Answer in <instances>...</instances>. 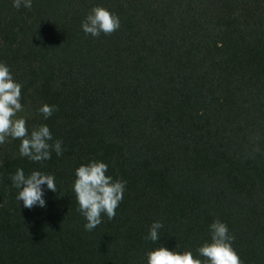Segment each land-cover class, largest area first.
<instances>
[{
	"label": "trees",
	"instance_id": "trees-1",
	"mask_svg": "<svg viewBox=\"0 0 264 264\" xmlns=\"http://www.w3.org/2000/svg\"><path fill=\"white\" fill-rule=\"evenodd\" d=\"M94 5L119 29L86 36ZM0 61L26 126L47 124L63 148L33 163L19 140L0 145V264H143L160 245L196 256L213 219L242 264H264V0H0ZM41 104L57 111L44 120ZM89 160L126 182L116 216L90 232L71 187ZM17 168L55 176L45 208L17 202Z\"/></svg>",
	"mask_w": 264,
	"mask_h": 264
},
{
	"label": "clouds",
	"instance_id": "clouds-1",
	"mask_svg": "<svg viewBox=\"0 0 264 264\" xmlns=\"http://www.w3.org/2000/svg\"><path fill=\"white\" fill-rule=\"evenodd\" d=\"M33 0H12L16 10L31 9ZM82 32L93 38L111 34L120 27L119 17L101 5H94L85 14L80 23ZM22 85L14 80L9 66L0 61V145L10 140H19L18 155L33 163L48 161L54 152L57 157L63 153L62 141L53 139L47 124H38L29 129L27 119L18 116L24 111L21 103ZM37 113L44 120L49 119L56 105L41 104ZM108 165L100 160H89L73 171L72 192L77 204V211L84 218L85 231H92L102 223V217L112 220L116 209L123 200L126 182L106 175ZM11 185L16 189L15 199L22 206L31 210L33 207H46L45 191L57 192L53 174L33 169L25 174L17 168L10 175ZM163 224L153 221L145 239L154 244L159 240V231ZM209 238L196 249V256L191 250L174 251L163 245L147 249L143 264H242L232 247L235 237L229 233L228 226L219 219H213L208 225Z\"/></svg>",
	"mask_w": 264,
	"mask_h": 264
},
{
	"label": "rangeland",
	"instance_id": "rangeland-1",
	"mask_svg": "<svg viewBox=\"0 0 264 264\" xmlns=\"http://www.w3.org/2000/svg\"><path fill=\"white\" fill-rule=\"evenodd\" d=\"M30 113L31 112L29 110H27L26 108H24V111L21 112V113H18V116H24L27 119L28 117H30Z\"/></svg>",
	"mask_w": 264,
	"mask_h": 264
}]
</instances>
